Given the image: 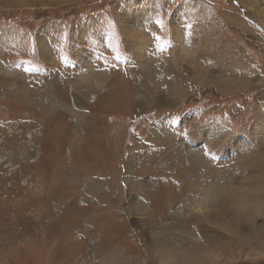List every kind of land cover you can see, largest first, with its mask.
Returning <instances> with one entry per match:
<instances>
[{
	"label": "rangeland",
	"instance_id": "rangeland-1",
	"mask_svg": "<svg viewBox=\"0 0 264 264\" xmlns=\"http://www.w3.org/2000/svg\"><path fill=\"white\" fill-rule=\"evenodd\" d=\"M238 4L264 35V20ZM229 5L0 0V264H109L114 254L147 264V244L160 236L218 264H264V248L248 237L264 229V86L222 76L229 48L208 33L224 31L204 28V11ZM177 28L194 65L175 59ZM254 49L263 71L264 49ZM147 67V81L159 71L160 94L142 86L137 71ZM84 78L89 90L79 87ZM173 83L180 95L170 93ZM169 98L175 105L162 106ZM220 192L244 202L255 222L235 233L206 222L222 200L202 202Z\"/></svg>",
	"mask_w": 264,
	"mask_h": 264
},
{
	"label": "bare ground",
	"instance_id": "bare-ground-1",
	"mask_svg": "<svg viewBox=\"0 0 264 264\" xmlns=\"http://www.w3.org/2000/svg\"><path fill=\"white\" fill-rule=\"evenodd\" d=\"M241 4H243L245 7H247L250 10H253L257 15H259L263 20H264V0H238ZM176 32H178V35L176 37V40L178 41L175 48L173 49V52L175 53V59L179 62L178 64H184L186 66L190 65H194L192 62L189 63V60H191V54L187 51V49H182V44L180 43L181 40L183 39V34L182 31L180 29H176ZM134 36L136 38H138L139 40H143V38L138 35V34H134ZM179 45L178 50H176V47ZM138 50V61H143L144 57H145V53H144V47H137ZM51 56V53H50ZM188 62V63H187ZM88 66H91L88 63ZM91 70V69H90ZM149 70V67H147L146 69H138L137 71V75L139 77V79L143 82L142 86L144 88V90L146 88H148L149 90L160 94L162 91L159 90L160 87L159 85L156 86L155 82L158 84L160 81L157 79L156 76H158V70H155L152 72L151 76L154 77V80H150L147 81L144 79L146 72ZM206 68H202L201 69V81L207 80L206 78ZM191 71H193V68H191ZM8 72V71H6ZM209 74V73H207ZM88 77L87 75H91V71H88L87 73H85L83 76ZM164 76V75H162ZM203 78V79H202ZM217 82V78H214ZM198 80V79H197ZM210 81H213V79L211 78ZM221 82H219V87L221 86V88L223 89V91H226V89H229V85H227V82L224 83V81L220 80ZM20 83V86L23 87V82L22 81H18ZM238 80H234L232 83V86L230 85V87L238 89ZM102 83V81H101ZM15 84V82L12 80V83H10L11 86H13ZM175 83H173V85H167L168 88H171L172 90H176L177 93H173L170 92L171 94H179L181 93V91H179V86L178 85H174ZM98 85H101L100 83H98ZM225 85V86H223ZM90 85L88 84L87 80L84 78L83 79V83L79 84V87L84 89V90H89ZM86 88V89H85ZM141 88V87H140ZM167 88V89H168ZM148 89L147 92H145L144 94H148ZM163 89V88H162ZM140 91H142L140 89ZM159 92V93H158ZM140 94V93H138ZM143 94V92H142ZM143 94V95H144ZM156 94V95H157ZM146 96V95H145ZM144 96V97H145ZM149 96L151 97V99H155V95L154 94H149ZM19 97L27 99L28 98V94L27 92L24 90L23 92H21V94H19ZM36 98H39V96H35ZM34 97V98H35ZM40 99V98H39ZM38 99V100H39ZM139 99V98H138ZM151 99L149 101H151ZM139 101V100H138ZM39 101H30L31 104H36V106L39 105L38 103ZM177 102V100L175 98H169V99H163L161 100V105L162 106H167V107H173L175 105V103ZM41 106V105H40ZM55 106H59V102H52L50 105V108H54ZM46 110L43 109L42 112H44ZM46 113V112H44ZM72 113H77V118H79V121L81 119V115L79 113L81 112H76V111H72ZM46 115V114H45ZM76 118V119H77ZM263 156V155H262ZM193 160L197 163H201L202 162V157L197 156L196 154H192ZM256 157V156H255ZM258 158V157H257ZM247 160V158H246ZM252 160H255L252 159ZM197 165V164H196ZM211 195V194H210ZM208 193L204 199V201L202 202L203 204H205V201H216L217 199V195L219 196V203H216L214 206H216L217 210L216 212H212L210 210L211 213H206L209 214V217L207 218L206 216H204V219L206 220V222H212L215 223L217 225H219L220 227H222L223 229L229 230L232 233L237 232V228L244 225V223L250 222V221H254L255 220L251 217L252 215L247 212V210L245 209V203L238 200V203L235 202V200L233 198H225L222 195V192L220 193H215V195L213 197H211ZM218 200V201H219ZM228 203L225 204L224 207L222 208V211H220V208H218L217 206L224 204V203ZM203 208V207H202ZM233 214V219L230 217V215ZM216 219H213V218ZM217 219H222L223 221L220 222V220L218 221ZM247 221V222H246ZM190 222V221H189ZM189 222L187 220H185L183 222V224H186L188 226ZM232 222L233 224L236 225V228H234L233 230L228 229V225L229 223ZM251 232H249L248 237L249 239H254L260 242V244L262 245V247L264 248V229H254V230H250ZM156 237V236H155ZM170 237H159L156 238L154 240V247L152 248L151 245H149V243L147 244V247L149 248V250L152 252L153 256H151L150 258V262L147 264H218V258L217 256L214 257L212 254H207L205 250H199L197 252L194 251H190L188 249H184L181 247H178L177 244L175 243H170V241L168 240ZM172 240H173V236H171ZM170 238V239H171ZM168 240V243L166 245V241ZM176 242V239H175ZM159 245H161V247L159 248ZM112 262V263H111ZM109 264H141L139 261L132 259L131 257H123L122 254H114V258L113 261H111ZM144 264V263H143Z\"/></svg>",
	"mask_w": 264,
	"mask_h": 264
},
{
	"label": "crops",
	"instance_id": "crops-1",
	"mask_svg": "<svg viewBox=\"0 0 264 264\" xmlns=\"http://www.w3.org/2000/svg\"><path fill=\"white\" fill-rule=\"evenodd\" d=\"M230 2V9L223 10V8H217L216 10H211L208 13L204 11V15L209 14V22L207 26H204L205 29L219 32L222 31V35H213L208 33V40L211 42L221 41L223 39V44H226V47L229 48V54H226V61L224 65L226 68H223V64L219 63V67H222L221 73L222 76L227 74L228 76H234L238 79H247L255 82L259 85L260 83L264 86V69H260V58L258 52L254 49H264V35L257 32L254 27L250 26L251 23L249 19H245L238 8L237 0H223ZM239 21H242L245 26H242ZM225 25V26H224ZM211 53L212 62L211 66L216 68L218 60V52L215 50L209 51ZM262 65V64H261ZM262 87L256 88L254 90H261ZM253 91V90H251ZM250 92V91H243ZM225 97H232L231 95L222 93Z\"/></svg>",
	"mask_w": 264,
	"mask_h": 264
}]
</instances>
